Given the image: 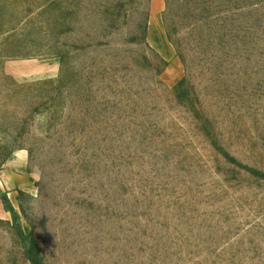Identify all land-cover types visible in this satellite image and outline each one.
Wrapping results in <instances>:
<instances>
[{
	"label": "rangeland",
	"instance_id": "1",
	"mask_svg": "<svg viewBox=\"0 0 264 264\" xmlns=\"http://www.w3.org/2000/svg\"><path fill=\"white\" fill-rule=\"evenodd\" d=\"M19 151L0 264H264V0H0Z\"/></svg>",
	"mask_w": 264,
	"mask_h": 264
},
{
	"label": "crops",
	"instance_id": "2",
	"mask_svg": "<svg viewBox=\"0 0 264 264\" xmlns=\"http://www.w3.org/2000/svg\"><path fill=\"white\" fill-rule=\"evenodd\" d=\"M37 68L38 70L44 69L41 66ZM18 74L26 75L28 73L18 71ZM29 184L27 154L24 151H19L0 168V218H7L9 216L5 205V196L10 198L13 193L27 189Z\"/></svg>",
	"mask_w": 264,
	"mask_h": 264
}]
</instances>
